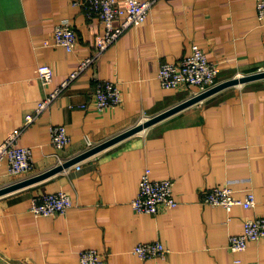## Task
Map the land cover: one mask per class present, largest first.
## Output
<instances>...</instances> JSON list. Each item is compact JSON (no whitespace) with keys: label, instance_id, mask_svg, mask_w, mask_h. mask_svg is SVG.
Here are the masks:
<instances>
[{"label":"crops","instance_id":"obj_1","mask_svg":"<svg viewBox=\"0 0 264 264\" xmlns=\"http://www.w3.org/2000/svg\"><path fill=\"white\" fill-rule=\"evenodd\" d=\"M75 1L0 0V143L23 129L19 144L34 155L30 171L10 174L2 165L0 188L191 97L196 88L166 89L158 74L162 63L184 58L193 43L220 63V80L264 69V27L254 0H159L144 24L126 30L25 125L26 115L93 54L104 29ZM64 19L78 33L72 51L46 45ZM42 63L54 69L51 86L39 76ZM99 78L120 87V105L97 109ZM53 124H64L71 135L59 151L51 141ZM148 166L154 178L174 179L175 208L152 214L132 206ZM225 184L240 196L254 190L256 207L227 211L203 202L204 190ZM59 190L74 199L65 214L30 210L35 196ZM257 213H264V78L224 88L47 178L1 194L0 264H80L85 248L105 253L104 264H264V239L240 252L228 246L230 235L243 232L245 219ZM155 240L169 251L150 259L132 252Z\"/></svg>","mask_w":264,"mask_h":264},{"label":"built area","instance_id":"obj_2","mask_svg":"<svg viewBox=\"0 0 264 264\" xmlns=\"http://www.w3.org/2000/svg\"><path fill=\"white\" fill-rule=\"evenodd\" d=\"M159 0H76L75 4L82 5L90 18H98L104 29L96 36V47L92 55L85 57L78 67L72 70L63 82L51 90L39 103L33 113L26 115L28 125L46 111L54 100L78 79L100 56L111 47L121 35L131 27L144 24L151 13L152 6ZM259 25L264 27V0H254ZM78 44V33L70 19L60 21L54 29L53 42L46 45H60L72 51ZM221 66L211 60L203 47L197 43L191 45L190 52L182 59L164 62L160 66L158 79L166 89H198L194 94L205 91L219 83ZM54 69L49 63L39 66V76L43 83L51 86L54 81ZM193 94V95H194ZM95 106L106 110L122 103L120 87L111 80L97 79L95 88ZM23 129L8 133L0 143V167L7 166L10 174L30 171L34 167L33 148L19 144ZM51 141L57 151L71 143V135L64 124H53L50 128ZM93 143L89 147H93ZM80 167V165H78ZM132 206L137 213L157 214L161 210L175 208L179 201L175 193V181L170 177L154 178L151 167H146L142 173L136 197ZM203 202L221 205L227 211L240 205L245 208H255L257 197L254 190L249 189L242 196L237 195L230 185H216L203 191ZM74 205V199L69 192L59 190L47 192L32 199L30 210L39 216L65 214ZM264 239V213L247 217L244 230L229 237L228 246L233 252H240L248 247L250 241ZM169 251L160 240L141 242L132 252L143 259H150ZM105 253L96 248H85L79 252L80 264H104ZM237 261H240L237 259Z\"/></svg>","mask_w":264,"mask_h":264},{"label":"water","instance_id":"obj_3","mask_svg":"<svg viewBox=\"0 0 264 264\" xmlns=\"http://www.w3.org/2000/svg\"><path fill=\"white\" fill-rule=\"evenodd\" d=\"M264 78V69L263 70H259L256 72H252V73H248V74H243V75H239V76H235V77H230L224 80H221L219 83H217L216 85L210 87L209 89L199 92L197 94L192 95L191 97L184 99L183 101L165 109L164 111H161L147 119H145L144 121H141L140 123H137L136 125L126 129L125 131H122L120 133H118L117 135H114L113 137L106 139L105 141L100 142L99 144L90 147L88 149H86L85 151H83L82 153H79L78 155L64 161L63 163H60L46 171H43L42 173L36 174L34 176L28 177L24 180L9 184L5 187L0 188V195L16 190L18 188H21L23 186L29 185L33 182L42 180L44 178H47L49 176H51L52 174L59 172L73 164L78 163L79 161L85 159L86 157H89L97 152H99L100 150L130 136L133 135L135 133L141 132L145 129H147L148 127L152 126L153 124L167 118L168 116L192 105L195 104L197 102H200L202 100H204L205 98H207L208 96L224 89L227 88L229 86H233V85H238V84H243L249 81H254L257 79H261Z\"/></svg>","mask_w":264,"mask_h":264}]
</instances>
